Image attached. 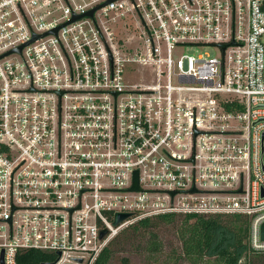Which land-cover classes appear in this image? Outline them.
Listing matches in <instances>:
<instances>
[{
	"label": "built area",
	"instance_id": "1",
	"mask_svg": "<svg viewBox=\"0 0 264 264\" xmlns=\"http://www.w3.org/2000/svg\"><path fill=\"white\" fill-rule=\"evenodd\" d=\"M169 214L247 217L264 253V0H0V264Z\"/></svg>",
	"mask_w": 264,
	"mask_h": 264
},
{
	"label": "trees",
	"instance_id": "2",
	"mask_svg": "<svg viewBox=\"0 0 264 264\" xmlns=\"http://www.w3.org/2000/svg\"><path fill=\"white\" fill-rule=\"evenodd\" d=\"M180 218V222L176 221ZM161 224L175 225L181 248L168 263L179 264H264V253L255 252L248 245L249 219L241 215H178L169 214L146 218L133 224L116 237L101 253L94 264H111L115 253L113 246L121 239L134 241L154 261L163 252V242L157 232ZM52 257L30 250L18 257L20 264H40Z\"/></svg>",
	"mask_w": 264,
	"mask_h": 264
},
{
	"label": "rangeland",
	"instance_id": "3",
	"mask_svg": "<svg viewBox=\"0 0 264 264\" xmlns=\"http://www.w3.org/2000/svg\"><path fill=\"white\" fill-rule=\"evenodd\" d=\"M220 53L219 49L213 46L188 47L183 51V54L194 55L197 58L214 57ZM180 222V218L176 223ZM157 232L162 240L163 252L156 256L154 261L149 260L141 250L137 251L134 241L129 239H121V241L113 246L117 251L111 264H171L168 259L171 256H177L180 251L181 243L175 225L161 224L157 228ZM73 264V263H67ZM179 264H189L187 262H180Z\"/></svg>",
	"mask_w": 264,
	"mask_h": 264
},
{
	"label": "water",
	"instance_id": "4",
	"mask_svg": "<svg viewBox=\"0 0 264 264\" xmlns=\"http://www.w3.org/2000/svg\"><path fill=\"white\" fill-rule=\"evenodd\" d=\"M94 11H95V10L89 12L88 15H89V16H92L93 13H94ZM76 19H79V18L76 17V18L73 19V21H75ZM57 31H58V29L55 31V33H56ZM40 37H43V36H35L34 39H33L32 41H35V40L39 39ZM22 48H23V47H20V48L18 49V51L20 52V51L22 50ZM7 55H8V54H7ZM139 189H140V187H139L138 172H136V173H135V183H134V186L132 187L131 190H132V191H138ZM194 191H195V190H193V192H194ZM172 195H174V193H172ZM129 218H131V215H130V214H117V215H116V219H115V223H114V225H115V226H118V225H120L121 223H123L124 221L128 220ZM106 234H107V232H106V231H103V232L101 233V237H104ZM262 238H263V240H264V225H263V227H262ZM60 258H61V254H59L58 259H57L53 264L57 263V262L60 260ZM77 261L80 262V263H82L83 260H82V259H79V260H77ZM43 264H45V263H43Z\"/></svg>",
	"mask_w": 264,
	"mask_h": 264
}]
</instances>
